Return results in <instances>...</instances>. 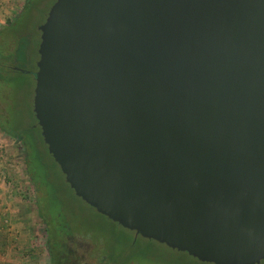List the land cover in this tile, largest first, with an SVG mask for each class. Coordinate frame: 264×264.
Segmentation results:
<instances>
[{
    "label": "water",
    "instance_id": "1",
    "mask_svg": "<svg viewBox=\"0 0 264 264\" xmlns=\"http://www.w3.org/2000/svg\"><path fill=\"white\" fill-rule=\"evenodd\" d=\"M33 112L75 194L213 264L264 260V0H55Z\"/></svg>",
    "mask_w": 264,
    "mask_h": 264
},
{
    "label": "rangeland",
    "instance_id": "2",
    "mask_svg": "<svg viewBox=\"0 0 264 264\" xmlns=\"http://www.w3.org/2000/svg\"><path fill=\"white\" fill-rule=\"evenodd\" d=\"M26 1L0 0V264H52L47 241L65 264H213L136 237L66 182L33 112L39 27L53 0Z\"/></svg>",
    "mask_w": 264,
    "mask_h": 264
},
{
    "label": "trees",
    "instance_id": "3",
    "mask_svg": "<svg viewBox=\"0 0 264 264\" xmlns=\"http://www.w3.org/2000/svg\"><path fill=\"white\" fill-rule=\"evenodd\" d=\"M28 1V0H27ZM27 1H26V3H27ZM55 0H53V2H54ZM52 2V3H53ZM26 3H25V7L23 8V9H25L26 8ZM21 14V13H20ZM18 19H19V17H18ZM18 19H16L14 22H12V23H10V25L7 27V29H11V28H13L14 27V24L18 21ZM15 41H14V45H16L17 43H19V38L16 36L15 37ZM40 41V40H39ZM8 51H10V50H8ZM12 54V53H11ZM5 55L3 54V56H0V57H4ZM21 132V131H20ZM13 133V135L15 136V137H17L18 139H20L21 140V142L23 143V144H27L26 143V141H23V138H22V136L20 135L21 133H19V132H12ZM22 134H23V132H22ZM42 136V135H41ZM43 139V138H42ZM50 154V153H49ZM51 155V154H50ZM37 156H38V154H37ZM40 156H41V154H40ZM26 159H25V162H26V167H27V171H29V172H31L32 171V169L29 167V165H30V163H31V160H30V154H27L26 156ZM53 158V157H52ZM31 178L33 179V177L31 176ZM47 248H48V251H49V253H50V255H51V260H52V264H54V262H55V256H54V254H53V249H52V247H51V244L49 243V241H47ZM259 264H264V260L263 261H261Z\"/></svg>",
    "mask_w": 264,
    "mask_h": 264
},
{
    "label": "flooded vegetation",
    "instance_id": "4",
    "mask_svg": "<svg viewBox=\"0 0 264 264\" xmlns=\"http://www.w3.org/2000/svg\"><path fill=\"white\" fill-rule=\"evenodd\" d=\"M135 234V233H134ZM136 237L138 236V235H135ZM53 247V246H52ZM53 249V248H52ZM58 248H54L53 249V254H54V256H55V262H54V264H59V261H60V264H65V263H63V260L64 261H66L65 260V258H64V256L61 254V253H59L58 252V250H57ZM57 250V251H56ZM60 258V259H59ZM62 258H63V260H62ZM67 263V262H66Z\"/></svg>",
    "mask_w": 264,
    "mask_h": 264
}]
</instances>
